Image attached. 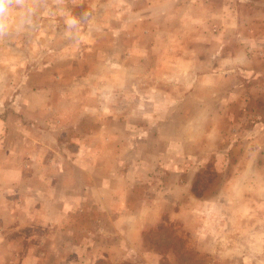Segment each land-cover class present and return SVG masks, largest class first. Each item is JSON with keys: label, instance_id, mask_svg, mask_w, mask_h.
I'll return each mask as SVG.
<instances>
[{"label": "rangeland", "instance_id": "obj_1", "mask_svg": "<svg viewBox=\"0 0 264 264\" xmlns=\"http://www.w3.org/2000/svg\"><path fill=\"white\" fill-rule=\"evenodd\" d=\"M0 264H264V0H11Z\"/></svg>", "mask_w": 264, "mask_h": 264}, {"label": "clouds", "instance_id": "obj_2", "mask_svg": "<svg viewBox=\"0 0 264 264\" xmlns=\"http://www.w3.org/2000/svg\"><path fill=\"white\" fill-rule=\"evenodd\" d=\"M11 0H0V29H5L10 23Z\"/></svg>", "mask_w": 264, "mask_h": 264}]
</instances>
